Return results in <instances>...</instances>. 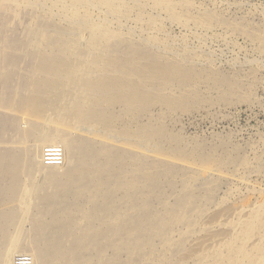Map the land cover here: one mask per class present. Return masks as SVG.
Wrapping results in <instances>:
<instances>
[{
	"label": "rangeland",
	"instance_id": "374dc122",
	"mask_svg": "<svg viewBox=\"0 0 264 264\" xmlns=\"http://www.w3.org/2000/svg\"><path fill=\"white\" fill-rule=\"evenodd\" d=\"M73 2L49 0L59 16L49 21L30 0H0V217L22 208L29 240L14 253H35L38 264L51 259L68 235V218L83 212L95 218L86 226L91 243L81 259L96 261L104 251L116 264H138L109 246L105 219L113 211L123 215V231L137 239L155 234L166 211L186 216L171 234L178 246L153 240L163 264H211L214 258L229 260L239 248L249 253L264 230L238 246L227 244L245 222H264V0H115L125 14L120 27L110 29L118 33L113 40L128 43L100 57V77L82 87L96 95L71 89L85 101L78 121L84 128L65 126L78 146L53 177L43 172L35 178L36 184L59 180L61 186L12 196L14 167L19 161L26 173L37 143L31 127L39 125L45 133L59 124L22 110L39 73V51L48 54L60 45L40 41L38 32L66 31L62 20L73 18L67 15ZM171 7L184 27L171 21ZM57 92L61 96L53 105L63 119L73 120L72 96ZM98 107H108V113L98 117ZM147 138L154 143L145 149L137 145ZM125 179L136 182L129 198L122 195ZM23 186L28 189L27 178ZM96 188L101 194L93 201L82 194ZM37 198L44 199L40 213L47 222L43 234L35 235ZM258 210L263 213L255 215Z\"/></svg>",
	"mask_w": 264,
	"mask_h": 264
},
{
	"label": "bare ground",
	"instance_id": "6f19581e",
	"mask_svg": "<svg viewBox=\"0 0 264 264\" xmlns=\"http://www.w3.org/2000/svg\"><path fill=\"white\" fill-rule=\"evenodd\" d=\"M30 2L36 9L44 12L49 21L59 18L55 12V8L49 5V0H30ZM69 9L67 15L73 18H65L62 20L68 25L66 31L51 32L48 28H41L38 32L40 41L55 42L60 45L59 48H54L52 46V51L48 54L39 51V57L42 59L40 65L36 68V71H39V73L32 83L34 86L31 91L32 94L22 103V110L46 122L47 119L51 118V121L53 120V122L59 124H57L58 126L56 127H48V132L45 133H43L39 125H33L31 127L33 131H35L33 135L37 143L35 149L31 152L28 170L25 173L22 164L18 163L19 161L16 163L13 170L14 184L10 191L13 197H18L19 199V196H22L25 191L33 192L37 188L47 189L61 186L59 180L57 181L58 183L52 185L47 183L36 184L35 182L36 176L43 172L47 173V176L50 175L53 177L58 168L62 167L65 163L64 161L60 166H44L42 163L44 148L47 146L61 145L65 150V155L77 148L78 141L72 137L71 134L73 132L67 131L65 126L71 125L78 131L84 128L80 126L81 122L78 121H82L79 120L81 117L80 111L84 108L85 101L73 95L78 91L88 96L96 95V93L92 91H83L82 87H88L94 83V81L97 80V78H94L95 75L100 77L103 65L98 63V61L102 59L100 57L104 55V53L112 50L115 46L126 45L128 43L122 39L118 41L113 40V38L118 36V33L110 29L113 27H120L119 18L125 14V11L122 12L120 7L117 6L115 0H74ZM186 11H188L187 8ZM93 13H99L101 17L95 20L92 16ZM170 13L171 21L184 27L180 13L172 7L170 8ZM190 17L191 16H189V18ZM200 21L205 23L204 18L200 19ZM47 74L51 77H45ZM66 77H68V79H66ZM72 88H75L73 89L75 92H72ZM163 89H167V86ZM58 90L64 91V97L66 99L72 96L71 99L73 103L71 102L72 105L69 109L74 111L72 112L73 120L71 121L63 119L60 115L61 112L53 105L55 97L61 96L60 92H57ZM42 93L48 94L50 98L43 99L41 97ZM18 104L19 103H17V105ZM97 109H100L97 111V116L103 117L104 113H108L109 108L98 107ZM130 110L131 107H128L127 112H131ZM71 126L69 127L71 128ZM81 132H86V130L84 129ZM106 133L107 136L114 137L112 132L106 131ZM153 143L154 142L149 141L148 138L137 140V145L142 146L144 149ZM186 153H184L185 156L194 157L192 152ZM104 155L105 159L109 161L110 150L108 148H105ZM94 173L101 174L102 172L99 169H94ZM25 178L29 180L28 189L23 186V180ZM122 183L121 190L123 197H131L136 190V182L125 179ZM188 184L189 183L186 185L187 187ZM82 194L86 195L90 201H93L100 196L101 188H96L94 191L84 190ZM43 202V198H37L32 206L34 212L36 210L38 211L36 217L34 216L37 222V233L35 232V235L43 234L42 232L46 229L45 223L47 221L44 223L40 213L42 212L40 211V207L43 205ZM21 210L22 208L8 211L0 217V240H2V244L0 245V264H20L19 261H29L31 264H38V258L35 253H20L21 251L19 253H14L15 250H20L18 248L22 246L21 244V246L19 245L21 241L28 240V238L25 239L23 233L22 223L24 216L20 212ZM262 213V210H258L255 212V215H260ZM33 215L35 214L33 213ZM44 215L47 216L46 213ZM94 218V214L83 212L79 218H68L69 223L66 232L68 235L59 245L58 249L55 250L52 258L44 259L41 264H116L117 261L115 258L108 260L104 251H102L101 254L99 252L100 256L96 261H90V259L88 261L86 258V260L80 258V254L85 252L91 243L90 238L92 232L90 228H86V226L91 224ZM122 220L123 215L114 211L110 214L108 219H105V225L108 226L105 237L109 240V246L113 248L114 252L116 251L117 254L122 251L127 252L130 259L134 261L133 263L139 261L141 264H163L165 258L157 257V250L153 240L155 237H159L166 248H172L177 245L173 242L171 237L173 227L176 224L185 223L186 216L183 215L182 212L166 211L156 222L158 227L156 228L157 232L151 234V236H143L138 239L129 236L123 231L121 226ZM241 229L238 237L228 243L227 246H238V244L245 242L246 237L259 235L261 231L264 230V222L258 220L247 221L242 224ZM107 239L106 241H108ZM97 246L99 247V245ZM99 250L101 251L102 249ZM82 256L83 254L81 257ZM230 256L232 257L229 260L214 258L211 264H264V238H262L259 245L250 250L249 253L244 248H239L231 250ZM201 264L207 263L202 262Z\"/></svg>",
	"mask_w": 264,
	"mask_h": 264
},
{
	"label": "built area",
	"instance_id": "2783aa9c",
	"mask_svg": "<svg viewBox=\"0 0 264 264\" xmlns=\"http://www.w3.org/2000/svg\"><path fill=\"white\" fill-rule=\"evenodd\" d=\"M65 161V150L61 145L47 146L42 153V163L44 166H60ZM29 258V257H28ZM20 264L28 263L29 261H19Z\"/></svg>",
	"mask_w": 264,
	"mask_h": 264
}]
</instances>
